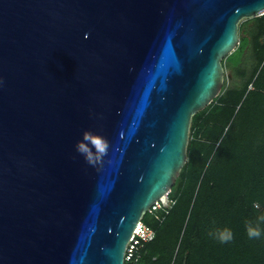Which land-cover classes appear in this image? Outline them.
Segmentation results:
<instances>
[{
	"label": "water",
	"instance_id": "95a60500",
	"mask_svg": "<svg viewBox=\"0 0 264 264\" xmlns=\"http://www.w3.org/2000/svg\"><path fill=\"white\" fill-rule=\"evenodd\" d=\"M263 13L264 0H0V264H124L188 160L193 116L223 90L241 20Z\"/></svg>",
	"mask_w": 264,
	"mask_h": 264
},
{
	"label": "trees",
	"instance_id": "16d2710c",
	"mask_svg": "<svg viewBox=\"0 0 264 264\" xmlns=\"http://www.w3.org/2000/svg\"><path fill=\"white\" fill-rule=\"evenodd\" d=\"M250 22L252 27H240V43L224 59L237 86L260 53L254 70L264 62V14ZM253 77L237 92L228 87L193 116L195 137L189 141L188 160L169 194L174 203L143 217L156 237L145 243L137 264H264V220L260 219L264 217V138L256 139L252 162L244 166L235 146L224 153L221 145L216 148L219 139H213L216 126L218 132L227 127ZM249 95L264 96V92L250 90ZM227 109H231L228 114ZM249 222L259 225V238L248 237ZM224 228L233 233L230 242L221 243L210 235Z\"/></svg>",
	"mask_w": 264,
	"mask_h": 264
},
{
	"label": "rangeland",
	"instance_id": "374dc122",
	"mask_svg": "<svg viewBox=\"0 0 264 264\" xmlns=\"http://www.w3.org/2000/svg\"><path fill=\"white\" fill-rule=\"evenodd\" d=\"M264 14V13H263ZM248 19L251 18H244L240 22V27L244 25L248 28L253 26V22L247 23ZM244 23V24H243ZM264 46V43H263ZM262 49L264 47H261ZM261 55V53L258 55V57ZM256 56V61L251 65L248 71H246L245 74L242 73V79L238 80L241 81L238 83L239 85H236V79L232 80V71L231 69L225 65L226 70V77L224 81L223 90L220 93V95L227 89L230 92L238 91L239 86L242 87V85L254 74V77L251 78L252 84L249 87V90L247 93L243 96L240 105H238L237 110L235 111V114L233 117L229 120L227 127L224 129H221L218 132V126L214 128V140H218L216 148L220 146V150L225 149L223 152L226 153L227 149L230 148V146H235L237 150L241 153L243 160L242 165L244 166V163L248 164L252 162V157H254V142L261 138H264V96L263 95H249V91H262L264 92V62L262 65L257 68V71L255 69V65H259V59ZM224 62V61H223ZM256 71V72H255ZM232 84V85H231ZM229 105V101H226ZM225 102V103H226ZM262 102L263 108H261L260 103ZM242 105L241 110L239 111V107ZM231 109L225 110V113H229ZM218 134V135H217ZM194 133L192 129H190V140L194 139ZM246 157V158H244ZM165 198V197H164ZM165 201H168V198L165 199ZM164 202V203H166ZM163 203V202H162ZM144 222L145 219H143Z\"/></svg>",
	"mask_w": 264,
	"mask_h": 264
},
{
	"label": "built area",
	"instance_id": "2783aa9c",
	"mask_svg": "<svg viewBox=\"0 0 264 264\" xmlns=\"http://www.w3.org/2000/svg\"><path fill=\"white\" fill-rule=\"evenodd\" d=\"M172 191V190H171ZM169 191L167 193L168 201L162 203L163 196L159 201L149 209L148 212H154L162 207L172 206L174 200L170 198ZM156 237V231L154 228L146 225L142 220L139 222L138 226L135 228L125 251L124 264H137L141 258V250L145 247L146 242L153 241Z\"/></svg>",
	"mask_w": 264,
	"mask_h": 264
},
{
	"label": "clouds",
	"instance_id": "9594fccd",
	"mask_svg": "<svg viewBox=\"0 0 264 264\" xmlns=\"http://www.w3.org/2000/svg\"><path fill=\"white\" fill-rule=\"evenodd\" d=\"M89 138H90V134L87 132L84 133L83 139L85 141H87V140H89ZM93 143L97 147L98 151L103 152L105 150L106 146L103 144V142L99 138H96L93 141ZM77 151L82 152V148L78 147ZM260 219L264 220V217H261ZM210 235H215L216 238L221 243H228L233 239V233H232L231 229H229V228L217 230L215 233H210ZM247 235L251 239L259 238L261 236V230H260L259 225L257 224L254 226L251 222H249L247 225Z\"/></svg>",
	"mask_w": 264,
	"mask_h": 264
},
{
	"label": "bare ground",
	"instance_id": "6f19581e",
	"mask_svg": "<svg viewBox=\"0 0 264 264\" xmlns=\"http://www.w3.org/2000/svg\"><path fill=\"white\" fill-rule=\"evenodd\" d=\"M165 199H167V196H165V198H163L162 202H166Z\"/></svg>",
	"mask_w": 264,
	"mask_h": 264
}]
</instances>
